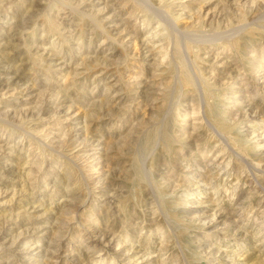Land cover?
Returning a JSON list of instances; mask_svg holds the SVG:
<instances>
[{"label": "rangeland", "instance_id": "obj_1", "mask_svg": "<svg viewBox=\"0 0 264 264\" xmlns=\"http://www.w3.org/2000/svg\"><path fill=\"white\" fill-rule=\"evenodd\" d=\"M0 264H264V0H0Z\"/></svg>", "mask_w": 264, "mask_h": 264}, {"label": "bare ground", "instance_id": "obj_2", "mask_svg": "<svg viewBox=\"0 0 264 264\" xmlns=\"http://www.w3.org/2000/svg\"><path fill=\"white\" fill-rule=\"evenodd\" d=\"M188 80H189V79H188ZM188 80H187V81H188ZM189 81H190V80H189ZM189 81H188V82H189ZM189 83H191V82H189ZM197 110H198V109H197Z\"/></svg>", "mask_w": 264, "mask_h": 264}]
</instances>
